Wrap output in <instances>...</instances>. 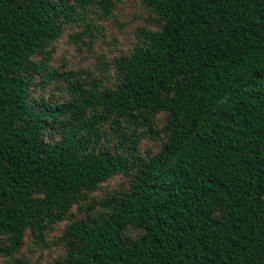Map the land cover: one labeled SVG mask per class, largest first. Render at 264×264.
Returning a JSON list of instances; mask_svg holds the SVG:
<instances>
[{"label":"trees","instance_id":"1","mask_svg":"<svg viewBox=\"0 0 264 264\" xmlns=\"http://www.w3.org/2000/svg\"><path fill=\"white\" fill-rule=\"evenodd\" d=\"M141 1L161 28L139 29L145 45L114 61L117 88L72 83L80 99L36 108L35 74H76L53 75L32 56L48 57L80 9L109 15L113 0H0V255L124 170L125 157L97 151L103 122L123 118L155 139L162 112L161 151L141 162L129 192L102 202L110 213L66 227L55 264H264V0ZM56 126L61 138L45 142ZM128 227L141 235L127 240Z\"/></svg>","mask_w":264,"mask_h":264},{"label":"rangeland","instance_id":"2","mask_svg":"<svg viewBox=\"0 0 264 264\" xmlns=\"http://www.w3.org/2000/svg\"><path fill=\"white\" fill-rule=\"evenodd\" d=\"M112 3L109 15H104L96 4L80 9L76 21L64 27L62 35L45 46L44 52L48 57L43 53L32 56V60L44 62L53 75L73 72L76 76L70 80L56 78L46 81L42 73L35 74L30 87L31 106L40 108L43 103L55 106L80 99L79 94L70 91L72 83H81L85 91L91 88L94 80L101 82L99 92L117 88L114 61L120 56H128L137 45H145V40L137 34L139 29L157 31L161 25L157 22L155 12L144 6L141 0H113ZM79 33L81 36L73 41V36ZM92 114L88 112V115ZM119 120L115 124L110 118L97 128L100 136L97 151L103 149L125 157L124 170L95 190L82 191L62 221L52 224L42 222L45 228L41 234L26 229L21 248L13 255H0V264H16L23 259L31 264H55L61 261L68 251V243L61 239L66 227L78 219L87 220L88 217L110 213L111 209L102 202L131 190L141 162L160 152L168 139L169 132L162 131L166 114L160 112L153 116L152 127L160 131L159 137L155 139L146 134L144 126L123 118ZM61 122L66 123V120ZM60 138L58 126L43 133V140L51 144ZM123 234L127 240L133 241L141 232L128 227Z\"/></svg>","mask_w":264,"mask_h":264}]
</instances>
